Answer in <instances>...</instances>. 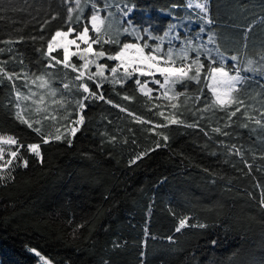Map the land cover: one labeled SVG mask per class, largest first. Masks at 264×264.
I'll return each instance as SVG.
<instances>
[{"label": "trees", "instance_id": "obj_1", "mask_svg": "<svg viewBox=\"0 0 264 264\" xmlns=\"http://www.w3.org/2000/svg\"><path fill=\"white\" fill-rule=\"evenodd\" d=\"M93 4L102 16L117 9L123 28L130 26L124 12L134 8L131 21L144 37L140 43L155 46L162 39L165 51L169 46L178 51L191 42V48L200 49L205 70L208 48L230 69L236 65L230 59L234 55L246 67L264 53V0H209L205 16L190 9L188 0H80V8L76 0H0V65L21 75L15 85L26 94L24 74L46 73L51 87L60 90L57 98L64 93L67 101L54 113L55 121L24 113L41 119L44 134L54 136L58 127L65 138L41 144L42 163L20 149L28 167L14 161L15 178L0 182V264H39L32 249L53 264H264V206L259 202L264 127L255 123L264 124V75L245 72L249 79L239 93L244 104L231 119L219 109L203 111L210 99L207 89L199 92L203 84H177L175 90L189 98L185 102L180 96L174 110L164 90L156 91L159 86L151 82V100L133 83L135 77L123 86L104 82L99 89L104 99L84 101L83 123L69 145L67 132L80 116L75 101L81 93L62 87L72 81L70 70L47 67L46 42L55 30L66 28L70 8L72 27L79 29L77 16L86 22ZM119 39L133 42L135 36L122 33ZM196 55L189 52L190 58ZM0 79V135L14 136L25 146L40 143L41 137L15 118L12 82ZM46 100L51 103V97ZM173 113L183 123L165 119ZM185 217L189 226L176 232Z\"/></svg>", "mask_w": 264, "mask_h": 264}, {"label": "snow or ice", "instance_id": "obj_2", "mask_svg": "<svg viewBox=\"0 0 264 264\" xmlns=\"http://www.w3.org/2000/svg\"><path fill=\"white\" fill-rule=\"evenodd\" d=\"M76 5L77 8H80V0H76ZM197 7L207 12L205 4H198ZM92 8L94 10L90 13L86 22L81 23V17L77 16L75 23L80 24L79 29L72 27L73 17L71 12L73 9L70 8V14L67 17L69 23L66 28L55 30L46 42V56L50 59V63L47 67L62 65L64 70H70L71 73L74 74L71 82H62V87L69 93L72 91L73 87L76 91L81 93L80 99L75 101L81 111L86 106L84 104L85 100L89 98L104 99L103 93L99 92L104 82L113 85L119 83L123 86L125 82L135 77L133 83L149 100L152 99L151 93L153 92V88H149L148 83L151 82L154 85H158L159 87L156 91L163 89L164 98L171 102L170 107L174 110L178 107L175 101L178 100L180 96L186 97L185 102L189 98L185 92H177L175 90L177 84H183L185 86L187 82H195L198 85L203 84V88L199 89V92L203 95L204 89H207L210 98L203 111L219 109L225 111L229 119H231V117L235 116L237 112L240 111V106L244 104L243 99H241L239 95L241 92L240 86L245 84L249 78L242 76L240 74L241 71L259 72L261 75H264V53L259 56V61L248 60L247 66L243 69H241L238 64L235 65L234 75L226 69L225 58L221 56L219 63H217L216 59L208 55L207 59L209 64L205 70V64L200 60V49L191 48V42H189L188 47L181 48L179 51H174L171 46L165 51L162 47V39L160 43L155 46H151L147 42L140 43L144 37L138 34L136 28H131L130 31L128 27H125L123 29H116L115 32L112 33L110 31L112 26L108 23V17L112 14L108 13L106 16H101V10L98 9L95 4L92 5ZM82 11L83 9H81V12ZM128 11H131V9ZM128 11L124 12L125 16L128 15ZM53 19H56V17H53ZM207 23L211 24V19H208ZM201 31H203V29H201ZM248 31H251V28H249ZM122 33L135 36V41H121L119 36ZM209 42H213L211 36L209 37ZM94 45L97 47L94 48ZM105 45L113 47L105 48ZM190 51H195L197 53L195 58H190ZM54 52H59V56L52 55ZM73 57L76 58L75 61H73ZM102 59L115 63L109 66L107 62L100 63ZM230 59L234 62L239 61V57L235 55ZM51 61L55 63L53 64ZM256 63H259L261 67H253ZM93 68L95 71L92 70ZM106 73H108V75H106ZM157 75L162 79H157ZM0 77L6 78L9 82H12V86L15 89L14 98L17 101L15 105V118L20 123L27 125L28 128L35 131L41 137L40 143L28 144L25 146L20 144L14 136L0 135V182H3L15 178L11 174L12 171H14V161L18 160L16 166L28 167V161L24 159L23 156L19 155L20 149L26 148L28 152L32 153L38 161L42 163L43 156L41 144H48L50 139L60 141L65 138L58 127L56 128V134L54 136L52 133L44 134L41 131V119L31 120L26 118L24 113L27 111L32 115L42 116L44 120L55 121L56 116L54 113L65 108L67 101L64 93H60V97L57 98V93L60 90L51 87L46 73L38 76L33 74L31 77H29L27 73L24 74L23 87L27 88V94L16 88L15 80L22 79L20 74L10 73L0 65ZM140 77H147L150 79L142 83ZM2 82V79H0V83ZM88 82H92L95 85L96 91L89 88ZM31 85H37L39 89H44L46 91L43 93L34 92ZM169 93H172V95L170 96ZM46 97H51L50 104L46 100ZM124 99H131V97L124 96ZM199 99L200 96H196L195 100L197 102ZM29 101L31 102L30 105L25 103ZM106 102L111 103L110 100ZM22 103H25L24 107H22ZM53 105L57 107L53 108L52 112H49V108ZM233 106H235L234 109ZM117 107H119V105H117ZM121 110L123 111L124 109ZM157 114L160 116L164 115L163 112H158ZM261 115H264V113H261ZM174 117L175 113L172 114V118L166 117L165 119L172 124L183 123V121ZM136 119L140 120L139 117ZM249 119H251V117H249ZM72 123L77 125L82 124L83 116L80 115L79 119L72 121ZM255 123L264 127V124H262V121L259 119L256 120ZM34 124L38 126L34 127ZM186 126L196 127L197 125L189 124ZM247 126V124L243 125V127ZM225 127H228V125L225 124ZM77 131V127L68 130L67 136L69 138L67 139V143L69 145L72 142L70 137H74ZM213 131L220 133L221 129L215 128ZM222 134L227 135L228 133L224 132ZM163 139L167 140V136H164ZM12 146H16V150H12ZM157 147H159V144H157ZM140 158V156L136 157V159ZM131 163H135V160L131 161ZM259 202L264 206V190L260 193ZM188 219V217L180 219L175 231L180 232L183 228L188 227ZM191 226L205 227L203 224H193ZM169 239H171V237H169ZM32 252L39 257L44 264H51V261L45 259L36 249H32Z\"/></svg>", "mask_w": 264, "mask_h": 264}, {"label": "rangeland", "instance_id": "obj_3", "mask_svg": "<svg viewBox=\"0 0 264 264\" xmlns=\"http://www.w3.org/2000/svg\"><path fill=\"white\" fill-rule=\"evenodd\" d=\"M188 2H189V8L190 9H192V10H194L196 13H199V14H201V15H207L208 14V12H209V0H188ZM198 4H205L206 5V8H207V12H204V11H202L200 8H198L197 7V5ZM131 9V11H128V15L126 16V18H127V20L129 19V25L130 26H127L130 30H131V28H135L134 26H133V23H132V21H131V15L133 14V12H134V8H130ZM108 13H111L112 15L111 16H109L108 17V23H110L111 24V26H112V28H111V32L112 33H114L115 32V30L116 29H123V25H122V22L120 21V18L118 17V10L117 9H115V8H111V9H108L107 10V13L105 14V16L108 14ZM102 16V15H101ZM181 25V27L183 26V24L181 23L180 24ZM138 32V31H137ZM121 36V35H120ZM119 36V37H120ZM174 37H177V35L176 34H174L173 35ZM179 51V50H178ZM208 55H211L212 53H211V50H209V48H208ZM226 56V55H225ZM102 61V60H101ZM100 61V63H102ZM219 63V62H218ZM254 67H256V66H254ZM257 68V67H256ZM244 73V72H243ZM254 74H255V72H253ZM241 74V73H240ZM257 74V73H256ZM242 75V74H241ZM261 77H263V76H261ZM264 78V77H263ZM171 95H172V93H170ZM85 109V108H84ZM84 109L80 112V115H82V112L84 111ZM79 119V118H78ZM77 119V120H78ZM82 124H79V125H77V124H75L73 127H77L78 129L80 128V126H81ZM72 127V128H73ZM7 136H10V135H7ZM7 147V146H6ZM39 258V257H38ZM45 258V257H44ZM45 259H47V258H45ZM48 260V259H47ZM39 264H44V262L42 261V260H40V258H39ZM51 264H53L52 262H51Z\"/></svg>", "mask_w": 264, "mask_h": 264}, {"label": "crops", "instance_id": "obj_4", "mask_svg": "<svg viewBox=\"0 0 264 264\" xmlns=\"http://www.w3.org/2000/svg\"><path fill=\"white\" fill-rule=\"evenodd\" d=\"M188 6H189V2H188ZM217 63H218V62H217ZM235 64L237 65L238 62H237V63L235 62ZM243 67H244V66H243V63H242V67H241V69H243ZM226 69L229 70V71L231 72V74H233V75L235 74L234 69H230V68H228V67H226ZM241 74H242V76H245V72L243 73V71H241Z\"/></svg>", "mask_w": 264, "mask_h": 264}]
</instances>
